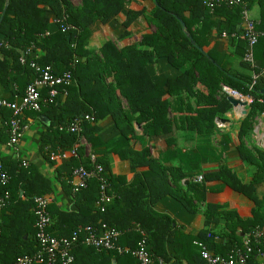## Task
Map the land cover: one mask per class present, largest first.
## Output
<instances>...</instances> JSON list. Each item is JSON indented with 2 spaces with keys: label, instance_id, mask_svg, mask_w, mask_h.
Segmentation results:
<instances>
[{
  "label": "trees",
  "instance_id": "16d2710c",
  "mask_svg": "<svg viewBox=\"0 0 264 264\" xmlns=\"http://www.w3.org/2000/svg\"><path fill=\"white\" fill-rule=\"evenodd\" d=\"M151 1L154 8L146 14V10L132 0H81L80 6H73L68 0H0V17L6 9L0 24V96L7 102L19 101L36 78V72L29 66L31 57L27 64L19 63L21 54L30 48L41 53L37 60L41 67L50 66L55 75L71 74L72 84L67 88V96L58 98L57 104L43 108L40 113L48 116V130L53 132L52 136L45 137L52 142L45 159L56 166V157L51 160V154L57 149L69 156L68 162L60 168L67 170L62 175L70 182L73 171L86 160L81 148L77 157L70 155L76 136L60 132L59 127L84 116H92L95 122L110 115L120 132L118 138L102 142L98 137L99 128L84 121L82 135L91 153L103 165L114 199L103 213L100 212L96 207L98 182L89 181L72 200L78 211L62 212L54 204L49 205L52 224L48 231L51 235L69 237L79 226L98 228L105 224L122 233L118 240L121 247L134 250L142 239V231L152 256L167 263L170 257L166 245L174 235V222L155 212L153 207L159 200L171 196L188 212H201L207 227L218 218H224L227 232L219 253L225 255L245 235L257 227H264V215L258 210L262 201L257 197L258 189L264 184V149H249L244 143L253 127V119L264 113V64L258 66L256 61L259 46L263 49L264 59V0H241V6H221L211 13L202 0ZM254 4L260 9L256 31L263 36L258 38L254 47V64L251 66L244 61L247 41L241 24L242 8L250 10ZM126 5L139 9L127 10L124 28L143 16L147 24L154 27V32L143 35L138 45L121 49L107 42L98 50V55L90 57L85 50L91 35L89 27L97 21L108 23L123 13ZM67 27L70 28L62 31ZM212 33L220 39L225 34L234 46V52L217 51L216 42L210 41ZM233 34L234 38L231 37ZM81 58L85 61L82 62ZM230 59L239 61L241 71L233 69ZM158 62L173 69L176 75H161L156 80L148 68ZM255 75L258 77L251 87ZM104 76H111L112 83L106 85ZM223 86L252 99L250 111L237 132L238 144L235 145L240 160L256 169L249 184H243L226 166H221L217 172L202 174V183H196L193 179L200 173L199 151L189 149L183 153L178 148L173 149L176 146L171 136L174 129L199 137L213 133L215 120L223 118L232 108L227 94L220 95ZM122 100L126 111L121 109ZM11 115L10 110L2 109L0 136L4 137L5 144L8 136L4 125ZM133 121L144 123L145 136H168L161 159L150 158L146 148L139 152L133 150L132 143L137 140ZM108 154L128 161L132 169L144 170L134 173L128 183V176L110 173L106 161ZM171 158L178 159L180 166L166 165ZM0 162L10 177L7 186H0V193L7 191L11 198L9 206L4 209L9 210L11 216L5 218L4 215L0 224V264H15L18 257L30 256L39 250L35 239L33 199L51 195V182L33 166L24 168L20 164L11 167L10 163ZM55 170L58 176V166ZM184 179H189L185 187L181 184ZM212 181H220L249 198L255 205L252 218L243 220L235 211H222L214 204H205L204 210L200 211V204L206 200L205 183ZM67 194L69 196L70 191ZM144 199L146 202L142 203ZM25 235L26 239L23 238ZM214 237L208 229L189 241L211 243ZM73 255L74 264H138L129 254L98 252L82 245L73 250ZM191 255L195 261L199 259L204 263L199 254L192 252Z\"/></svg>",
  "mask_w": 264,
  "mask_h": 264
},
{
  "label": "crops",
  "instance_id": "0c3cea01",
  "mask_svg": "<svg viewBox=\"0 0 264 264\" xmlns=\"http://www.w3.org/2000/svg\"><path fill=\"white\" fill-rule=\"evenodd\" d=\"M68 1L73 6H80L81 2V0H78V3H73L72 0ZM132 1L137 3L140 8L143 7L146 10V14H149L154 8V3L151 0ZM130 8L136 10L139 9V7L134 8L130 5H126L123 13L118 17L112 18L108 23L101 24L97 21L89 27L91 35L85 44V50L89 53L90 57L98 55V50L107 42H112L117 49H121L129 45H138L143 35L154 32V27L149 26L143 16L135 20L127 29L124 28L123 21L127 10ZM248 12L250 18L256 22L259 21L260 9L257 4H254ZM52 30H54L53 26ZM125 31L127 33L124 36H121ZM210 41L216 42V48L219 52H234V46L226 38L220 39L215 33H212ZM262 53L263 49L259 46L256 50V61L258 66L264 64ZM81 61L84 62L85 59L81 58ZM229 61L232 63L234 70L241 71L238 63L239 61L236 59L232 61L230 59ZM148 69L156 80H158L161 75L167 77H174L176 75V72L168 66H165L163 62L155 63L154 65L149 66ZM104 78V83L106 85L113 81L111 76H104ZM121 106L123 111L127 110V108H125L126 104L123 100ZM262 118L263 117H261L260 120H262ZM23 120L25 130L22 133L16 150L7 147L4 143V137L0 136V161L10 163L9 165L11 167L12 165L19 166L22 161H25L28 166H33L51 182L52 193L49 195L52 201L51 204L57 206L62 212H72L70 208L75 204L72 201L73 198L70 190L71 182L65 175H62V173L67 170L60 168L62 164L68 162L69 156L65 155L64 152H60L58 149L54 152H58V156H56L55 160L57 161L56 166H58V176L57 171L55 170L56 166H53L52 162L45 159V153L50 150L52 144L50 139H46L53 135V132L48 130L50 119L45 114H25ZM88 122L95 124L99 128L98 137L102 142H108L120 136V132L110 115L102 120ZM258 125L259 123H257V126H255V130L253 131L254 141L258 148L263 149L260 146L259 131H261V129L258 128ZM54 126H56V124ZM132 126L134 129V137L137 139L132 143L133 150L139 152L146 148L150 150V158L161 159L167 148L166 139L168 136L148 137L143 134L144 123L133 121ZM238 130H232L228 137L218 139L219 142L212 146V149L211 147L207 148V146H203L209 145V143L206 142L201 144L202 147L198 146L200 144L194 146L191 138L187 136L189 132H184L183 130L176 131L174 129L171 136L175 140L176 146L173 147V149L178 148L182 150L183 153L189 149L199 151L198 162L200 163V173L198 176L217 172L221 166H226L231 169L232 173H234L243 184H249L252 181L256 169L249 163L240 160L238 151L235 148V145L238 144ZM245 145H247L246 142ZM88 147L90 149L89 145ZM106 161L110 167V173L115 176H128V183L131 182L134 173L144 170L132 169L128 161H122L114 154L106 155ZM166 165L171 167L180 166L178 159L173 158H171ZM198 176H195L194 179ZM188 180L189 179L182 180V186L185 187L187 185L185 182H188ZM205 188L207 190L206 200L205 203L200 204V211L204 210L205 204H214L220 206V210L222 211H235L243 220L252 218L251 211L255 208V205L243 194L234 192L220 181L207 182L205 183ZM68 191H70L69 196L67 194ZM257 197L262 201V205L258 210L261 215H264V184L258 189ZM143 202H146V200H142V203ZM153 210L159 214L168 216L174 222V235H172V240L166 245V252L170 257V260L165 264H189V262L192 261H194V264H204L199 259L196 261L194 260V256L191 255V253L195 252L198 254L197 248L194 246V242L197 240L190 242L189 239L197 236L199 232L204 233L208 229L216 236V238L213 239L211 243L205 244L208 246L210 252L220 254L219 251L223 242V236L224 233L227 232L225 229L226 221L224 218H218L217 222L212 223V225L207 227L204 225V217L201 212L197 214L188 212L179 201L171 196H166L159 200L154 205ZM76 211H78V208ZM4 215L5 218L6 216H11V212L9 210L0 211V224H2ZM19 225H22V221ZM25 227L28 228V224H25ZM26 237L27 236L25 235L23 238L26 239ZM251 264L256 263L253 261Z\"/></svg>",
  "mask_w": 264,
  "mask_h": 264
},
{
  "label": "built area",
  "instance_id": "2783aa9c",
  "mask_svg": "<svg viewBox=\"0 0 264 264\" xmlns=\"http://www.w3.org/2000/svg\"><path fill=\"white\" fill-rule=\"evenodd\" d=\"M202 4L211 13L215 8L221 6H241L242 2L241 0H202ZM256 26L257 22L250 18L248 10L242 8V33L247 41L244 61L251 66L254 64V47L258 42V38L263 36V34L256 31ZM69 28H63L62 31ZM222 37L225 38L226 35L222 34ZM231 37L234 38L235 35L233 34ZM30 57L29 66L34 69L37 76L27 86L23 97L19 101L7 102L0 96V116L2 109L10 110L12 113L4 126L8 136L6 145L14 150H16L22 133L25 130L23 126L25 114L28 112L40 114L43 108L57 104L58 98L67 96V88L72 84L70 73L55 75L50 66L41 67L38 65L37 60L41 57V54L33 48L21 54L19 63L21 65L27 64V59ZM257 77V75L253 77L251 87L254 85ZM223 89L227 96H231L229 88L224 87ZM233 93L243 96L236 91H233ZM243 97L249 100L247 105L252 103V99L249 96ZM261 117H263L262 120L258 122V128L261 129L259 131V139L260 145L264 149V113ZM93 120L92 116L76 118L70 124L59 127V131L76 136V142L70 150V155L77 157L78 149L81 148L84 151L86 160L84 165H80L72 173V198L75 197L79 190L86 188L89 181L96 180L98 182L96 207L103 213L106 207L113 201L114 195L111 193L109 183L104 175L103 165L98 162L97 156L91 153L82 135L84 121ZM56 156H58V152L51 154V160ZM21 164L24 168L28 167L25 161H22ZM9 181L10 177L7 170L0 162V186H7ZM202 181V176L194 179L196 183H202ZM10 201L9 192L4 191L0 193V211L9 206ZM51 202L49 196H38L33 199L34 206L32 211L35 215V239L39 250L33 255L18 257L15 264H74L73 250L78 245L93 248L98 252H115L118 255L129 254L135 258L138 264H165L162 259L152 256L147 247L145 233L142 231L140 232L142 239L134 250L121 247L118 244V240L122 233L109 228L105 224H102L98 228L94 226H79L69 237L51 235L48 231L52 224V218L48 211ZM194 246L197 248L200 259L205 264H251L253 261L256 264H264V227H257L245 235L241 242L234 244L225 255L210 252L208 246L202 242H194Z\"/></svg>",
  "mask_w": 264,
  "mask_h": 264
},
{
  "label": "rangeland",
  "instance_id": "374dc122",
  "mask_svg": "<svg viewBox=\"0 0 264 264\" xmlns=\"http://www.w3.org/2000/svg\"><path fill=\"white\" fill-rule=\"evenodd\" d=\"M73 3H78V0H72ZM162 77H165L164 75ZM225 86L222 87V91L220 92V95L226 94L224 91ZM193 102V100H192ZM250 111V104L246 105V107H236V108H231V110L226 113L223 118H217L215 120V129L213 131V133L209 136H196L193 133H188L187 136H189L191 138V140L193 141V145L196 146L198 144H202V143H209V145H203V146H207L211 147L213 149L212 146H214L218 141V139H221L222 137H228L231 133L232 130L237 131L241 125L242 120L247 116V114ZM256 119L252 122V129L248 132L247 136L244 139V143L246 142V147L249 149H253L256 146L255 141H254V134L253 131L255 130V126H257V123L260 121L261 119V115L260 116H255ZM176 131H182V130H176ZM185 132V131H184ZM188 132V131H186ZM227 133V134H226ZM225 134V136H224ZM262 148L263 146L260 145ZM215 148V147H214ZM149 150V149H148ZM150 151V150H149Z\"/></svg>",
  "mask_w": 264,
  "mask_h": 264
},
{
  "label": "water",
  "instance_id": "95a60500",
  "mask_svg": "<svg viewBox=\"0 0 264 264\" xmlns=\"http://www.w3.org/2000/svg\"><path fill=\"white\" fill-rule=\"evenodd\" d=\"M5 12H6V9H4V11H3V13H2V15H1V17H0V24L2 23V20H3V17H4V15H5ZM201 51V50H200ZM227 100H228V102H229V104L233 107V108H236V107H246V105H247V103L246 102H241V101H239V100H237V99H234V98H232L231 96H228L227 97ZM41 119H44V118H41ZM185 183H187V182H185ZM72 211H76L77 210V207L75 206V205H72L71 206V208H70Z\"/></svg>",
  "mask_w": 264,
  "mask_h": 264
},
{
  "label": "bare ground",
  "instance_id": "6f19581e",
  "mask_svg": "<svg viewBox=\"0 0 264 264\" xmlns=\"http://www.w3.org/2000/svg\"><path fill=\"white\" fill-rule=\"evenodd\" d=\"M228 90H230L229 92H230V95H231L232 98L237 99V100H239V101H241V102H246V103H248L249 100H248L247 98H245V97H243V96H239V95H237V94H234L233 91H231V89H228ZM237 108H238V107H237Z\"/></svg>",
  "mask_w": 264,
  "mask_h": 264
}]
</instances>
